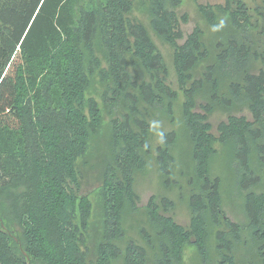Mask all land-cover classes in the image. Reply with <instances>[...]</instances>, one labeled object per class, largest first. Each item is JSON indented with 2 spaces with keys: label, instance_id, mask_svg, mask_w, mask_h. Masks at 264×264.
Segmentation results:
<instances>
[{
  "label": "trees",
  "instance_id": "obj_1",
  "mask_svg": "<svg viewBox=\"0 0 264 264\" xmlns=\"http://www.w3.org/2000/svg\"><path fill=\"white\" fill-rule=\"evenodd\" d=\"M140 2L148 26L130 15L134 0H0V264H115L120 257L123 212L138 209L136 173L151 154V109L171 114L177 95L149 30L173 48L197 181H190L189 225L160 214L151 197L152 234L141 235L145 245L128 240L120 264H181L186 244L204 261L209 223L224 225L215 233L217 264H264V0L255 8L243 0L198 3L211 32L196 24L186 36L182 0ZM94 74L104 85L103 108L121 110L96 161L101 233H90L88 244L92 205L78 191L79 161L103 122L97 100L86 96ZM215 108L228 112L217 136L209 122ZM176 138L174 130L159 136L164 183ZM215 142L229 144L236 161L242 221L227 215L221 180L209 175ZM160 203L172 205L167 197ZM243 231L252 243L244 253Z\"/></svg>",
  "mask_w": 264,
  "mask_h": 264
},
{
  "label": "rangeland",
  "instance_id": "obj_2",
  "mask_svg": "<svg viewBox=\"0 0 264 264\" xmlns=\"http://www.w3.org/2000/svg\"><path fill=\"white\" fill-rule=\"evenodd\" d=\"M248 7L255 8L262 4L263 0H243ZM216 4L224 3V0H182L179 6L180 13H186L188 21L181 23V29L186 36L190 33L193 27L198 24L202 26L207 33H210V28L206 25L205 21L201 18L197 10V4ZM135 7L131 12V16L140 19L145 25L148 24V16L145 12V7L141 5L140 0H134ZM148 26V25H147ZM148 28V27H147ZM150 34L154 40L157 48L162 53L164 60L169 68V83L176 90V98L172 103L171 114L166 113L160 107H153L151 109V117L149 122L151 124L150 145L151 154L147 159L146 166L143 170L136 173L135 178V192L138 195L136 199V206L138 209L126 208L123 212L122 227L124 236L118 241L121 255L114 261L115 264L121 263L122 254L125 245L128 240L132 239L138 244L145 245L142 234H152V228L150 227L149 217L145 210V206L151 197H155L156 202L159 204V212L162 215L172 216L173 219L183 225L188 226L190 222V209L188 203V196L191 192L195 181H197L194 162L191 160L190 144L186 138V126L182 120V102L184 96L178 89L175 79V73L172 66V46L163 42L157 36H155L151 30ZM183 39L179 40L181 43ZM104 89V85L99 80L97 74L91 76L90 87L87 90L86 96L93 97L97 100L99 106L103 110V122L102 127L98 133L94 134L90 140L89 152L83 159H80L83 176L81 178V185L79 188V194H86L92 205V213L90 217V223L93 222V226L90 231L85 233L86 243L93 242L94 240H87L88 235L91 233L93 236L100 237L101 225H98L99 219H101V213L95 208V205L99 201L100 188L96 186L97 181L95 179L97 173L96 161L99 153L107 151V139H109L111 118L118 116V112L121 110L120 106L114 107L108 112L103 108L101 94ZM196 110H200L197 108ZM245 115L247 119H252V116L247 112H238V115ZM228 112L215 108V110L209 115V122L211 124L210 131L217 136L218 123L220 121L227 120ZM174 130L177 136L175 143L171 146L172 156L174 158V167L170 179L167 183L163 182V177L160 174L157 161H156V148L159 145V136L161 133ZM214 147L216 153L210 159L209 175L211 177L218 176L220 182V192L222 194L223 207L227 211V215L232 220L242 221L243 214L238 211V207L243 203V195L240 196L237 187L235 186L236 179L234 178V167L236 161L233 159V154L230 153L231 148L227 143L215 142ZM109 148V147H108ZM171 168V167H170ZM259 174V173H258ZM190 181H194L192 184ZM261 187L256 188L255 191H259ZM242 193H245L243 190ZM163 197H167L171 200V207L168 210H164L163 205L160 203ZM264 222V212L262 214ZM213 223H209L208 232L209 237L207 239V259L201 260L197 248L194 245L186 244L183 249V257L181 264H217L220 258L219 251L217 249V241L215 237L216 231L221 227ZM249 239L248 232H242V241L238 244L239 250L244 253L247 246L252 245L251 242L244 241ZM253 247V246H251ZM90 248V247H89ZM91 249V248H90ZM239 254V252H238ZM152 264V263H149Z\"/></svg>",
  "mask_w": 264,
  "mask_h": 264
}]
</instances>
